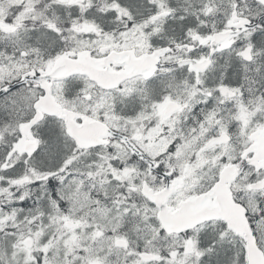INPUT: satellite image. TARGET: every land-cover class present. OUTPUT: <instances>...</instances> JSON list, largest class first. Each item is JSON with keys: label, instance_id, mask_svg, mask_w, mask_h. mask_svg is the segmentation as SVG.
Returning a JSON list of instances; mask_svg holds the SVG:
<instances>
[{"label": "snow or ice", "instance_id": "1", "mask_svg": "<svg viewBox=\"0 0 264 264\" xmlns=\"http://www.w3.org/2000/svg\"><path fill=\"white\" fill-rule=\"evenodd\" d=\"M0 264H264V0H0Z\"/></svg>", "mask_w": 264, "mask_h": 264}]
</instances>
